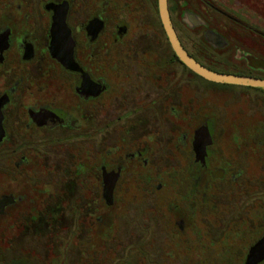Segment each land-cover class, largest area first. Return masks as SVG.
<instances>
[{
    "label": "flooded vegetation",
    "instance_id": "af4514ba",
    "mask_svg": "<svg viewBox=\"0 0 264 264\" xmlns=\"http://www.w3.org/2000/svg\"><path fill=\"white\" fill-rule=\"evenodd\" d=\"M154 1L0 0V225L33 202L19 185L69 190L70 201L87 174L109 209L115 193L130 185L144 189L154 178L160 191L169 178L182 183L181 165L191 193L206 186L215 128L211 112L198 115L199 79L208 89L227 83L206 80L180 61ZM167 6L182 47L211 70L229 72L202 62L187 39L199 50L198 39L210 51L224 50L230 41L223 28L231 25L264 39L212 0H167ZM205 7L222 18L217 26ZM194 27L200 35H191ZM40 170L36 184L27 173ZM105 186L112 187L111 203ZM100 219L107 230L109 217ZM261 224L249 248L264 236Z\"/></svg>",
    "mask_w": 264,
    "mask_h": 264
},
{
    "label": "rangeland",
    "instance_id": "374dc122",
    "mask_svg": "<svg viewBox=\"0 0 264 264\" xmlns=\"http://www.w3.org/2000/svg\"><path fill=\"white\" fill-rule=\"evenodd\" d=\"M212 1L264 34V0ZM204 10L213 14L217 26L220 15ZM201 31L190 30L192 36ZM223 31L230 44L212 50L214 54L206 40L198 39L201 50L192 39L185 44L212 68L264 76V39L232 25ZM206 83L199 79L198 115L211 112L215 130L205 187L195 185L191 193L181 165L182 183L169 178L160 191L154 189V178L144 189L130 185L115 193L109 209L99 182L87 174L70 201L69 190L50 187L44 192L19 185V192H27L33 202L21 204L0 225V264H243L263 231L264 91L229 84H209L211 90ZM188 118L182 120V130ZM42 173L27 175L41 184ZM98 216L109 217L107 230Z\"/></svg>",
    "mask_w": 264,
    "mask_h": 264
},
{
    "label": "water",
    "instance_id": "95a60500",
    "mask_svg": "<svg viewBox=\"0 0 264 264\" xmlns=\"http://www.w3.org/2000/svg\"><path fill=\"white\" fill-rule=\"evenodd\" d=\"M157 10L161 21V26L169 40V44L173 51L176 53L180 61L189 69L194 71L197 75L203 77L206 80H210L214 83H227L229 85H243L246 87H255L264 89V77L251 76L246 74H235L229 72H218L211 70L210 68L195 61L180 44L177 34L173 28L170 15L167 10V0H157ZM55 42L50 45V50L55 53ZM198 138L203 137L201 132L198 133ZM2 138L0 128V140ZM204 145V144H203ZM104 199L108 202H112V187L107 188L105 186ZM264 260V236L258 239L245 254L243 264H258Z\"/></svg>",
    "mask_w": 264,
    "mask_h": 264
},
{
    "label": "trees",
    "instance_id": "16d2710c",
    "mask_svg": "<svg viewBox=\"0 0 264 264\" xmlns=\"http://www.w3.org/2000/svg\"><path fill=\"white\" fill-rule=\"evenodd\" d=\"M262 77H264V76H262ZM261 89H263V88H261ZM263 91H264V89H263Z\"/></svg>",
    "mask_w": 264,
    "mask_h": 264
}]
</instances>
